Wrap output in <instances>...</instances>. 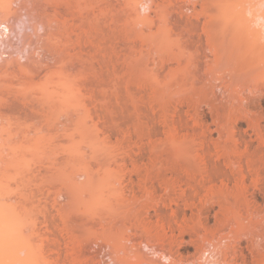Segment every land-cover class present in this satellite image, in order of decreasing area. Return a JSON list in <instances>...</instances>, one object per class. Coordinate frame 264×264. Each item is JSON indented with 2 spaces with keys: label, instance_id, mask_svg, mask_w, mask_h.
Segmentation results:
<instances>
[{
  "label": "bare ground",
  "instance_id": "obj_1",
  "mask_svg": "<svg viewBox=\"0 0 264 264\" xmlns=\"http://www.w3.org/2000/svg\"><path fill=\"white\" fill-rule=\"evenodd\" d=\"M43 1L0 0L2 220L25 169L37 164L31 173L38 181L58 173L62 132L74 129L78 113L73 72L93 66L86 44L76 65L54 33V45L42 39L54 27L51 11L72 15L73 4L84 1ZM211 1L208 14L202 7L203 18L195 6L181 8L192 12L178 19L187 36L171 40L173 64L160 80L162 93L169 89L171 115L164 112L167 101L161 102L150 165L130 158L122 213L109 214L108 170H83L78 175L84 180L71 172L55 196L37 186L52 223L64 216L68 225V215L86 201L83 195H92L93 232L87 239L74 235L75 245L59 253L62 264H264V0ZM139 2L144 11L151 8L149 0L137 1L138 16ZM81 7L75 14H82ZM80 19L83 28L90 14ZM86 78L91 85L92 77ZM20 233L15 242L28 237ZM188 247L193 251H181ZM20 249L26 256L16 261L31 254Z\"/></svg>",
  "mask_w": 264,
  "mask_h": 264
},
{
  "label": "rangeland",
  "instance_id": "obj_2",
  "mask_svg": "<svg viewBox=\"0 0 264 264\" xmlns=\"http://www.w3.org/2000/svg\"><path fill=\"white\" fill-rule=\"evenodd\" d=\"M53 1L52 5L55 4ZM64 1L71 0H57L59 3L57 6H62ZM83 1L82 7L74 3L75 0L72 1L73 12L76 13L80 7L83 8L80 13H89L90 23L82 28L80 19L82 14L78 15L79 11L77 14L74 13L75 15L72 14L74 16L61 10L51 11V17L48 18L54 19V27L48 28V32H45L47 35H42L43 41L54 35L56 39L54 41L58 45L69 49L73 55L70 59L73 63L78 62L83 45L89 46L88 49L91 51L93 64L91 72L85 73L86 71L83 72V68L80 67H75L73 72L78 83L75 102L78 113L74 120L76 125L73 130L65 129L62 132V148L59 152L61 163L58 166V173L54 169L48 172L43 181H38L35 176L33 177L35 174L31 173H35L33 170L38 166L34 164L35 167L31 171L29 169L33 167L31 163L32 167L28 166L31 174L25 169L22 176L26 174V177L15 189L16 192L11 193L12 198L7 202L8 211L6 210L3 220L0 219L4 222L0 223L5 226H1L4 232H0V264H62L59 253L65 246L75 245L74 235L80 239H87L93 232L95 213L91 207L92 195L89 193L83 195L86 201L80 203L79 208L68 215L67 218L70 220L68 225L64 223V216L52 223L51 215L37 200L41 198L37 188L39 185L55 196V191L66 183L67 175L71 172L76 179L84 180V177L78 175L83 170L87 172L90 169L94 172L108 170L107 186L111 190L112 199L109 214L117 218L122 213L125 204L123 199L128 194L125 186L131 170L127 168L133 167L130 158L133 157L140 167L150 165L149 150L152 148V141L157 138L152 130L156 127L154 115L159 110L161 102L167 101L164 104V112L169 117L171 115L169 89L162 93L160 84L163 85L165 81L162 83L160 80H163L162 74L167 73L173 64L172 56L168 52L173 42L171 40L178 36H187V30L181 27L179 18L180 13L190 11L181 8L195 6L203 18L207 13L206 7L215 4L211 0H151L153 4L149 0L151 8L146 11L141 9L140 2L137 4L141 10L136 9L140 13L138 16L134 5L139 0ZM203 6L206 13L203 12ZM51 32L54 34L51 35ZM56 33L60 34V38ZM50 40L54 45L53 39ZM87 75L88 78L92 77L91 85L86 83ZM54 171L56 176L52 175ZM137 176L136 172L133 173L134 182L138 181ZM59 200L62 201L63 197H59ZM75 218H79V221L77 222ZM16 221L19 225L22 224L18 228L15 226ZM24 226L26 228H23ZM7 227L10 229L6 230ZM18 229H21V233L30 240L26 237L28 240L25 238L22 243L15 242L20 233ZM25 232L28 235L24 234ZM20 248L24 251L26 248L27 251L30 250L25 252L31 253L29 256L32 260L27 256L31 261L27 258L24 260L26 262L16 261L17 255L26 256L25 253H20ZM189 250L193 251V248L188 247L181 251L185 253ZM7 252L10 253V257Z\"/></svg>",
  "mask_w": 264,
  "mask_h": 264
}]
</instances>
